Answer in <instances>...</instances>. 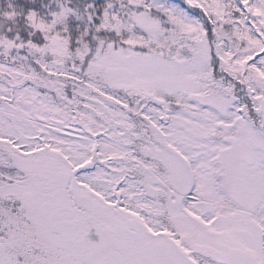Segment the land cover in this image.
Returning <instances> with one entry per match:
<instances>
[{"label": "snow or ice", "instance_id": "1", "mask_svg": "<svg viewBox=\"0 0 264 264\" xmlns=\"http://www.w3.org/2000/svg\"><path fill=\"white\" fill-rule=\"evenodd\" d=\"M0 264H264V0H8Z\"/></svg>", "mask_w": 264, "mask_h": 264}, {"label": "rangeland", "instance_id": "2", "mask_svg": "<svg viewBox=\"0 0 264 264\" xmlns=\"http://www.w3.org/2000/svg\"><path fill=\"white\" fill-rule=\"evenodd\" d=\"M13 3H17L18 0H12ZM8 0H0V8H6L7 7ZM92 239L96 240L98 239L95 237V235L92 236Z\"/></svg>", "mask_w": 264, "mask_h": 264}]
</instances>
